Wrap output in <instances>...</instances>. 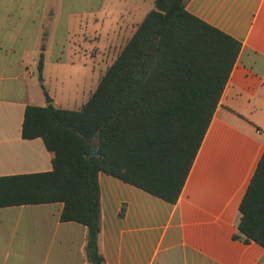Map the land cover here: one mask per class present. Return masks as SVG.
Listing matches in <instances>:
<instances>
[{
    "label": "crops",
    "instance_id": "0c3cea01",
    "mask_svg": "<svg viewBox=\"0 0 264 264\" xmlns=\"http://www.w3.org/2000/svg\"><path fill=\"white\" fill-rule=\"evenodd\" d=\"M47 1L0 0V176L53 169L43 138L22 134L27 105L49 104L33 81L39 55L45 67L52 54L41 36ZM186 8L239 40L241 51L176 203L99 173L106 264H264L262 245L234 237L264 152V0H186ZM63 207H1L0 264H88L87 227L62 221Z\"/></svg>",
    "mask_w": 264,
    "mask_h": 264
},
{
    "label": "trees",
    "instance_id": "16d2710c",
    "mask_svg": "<svg viewBox=\"0 0 264 264\" xmlns=\"http://www.w3.org/2000/svg\"><path fill=\"white\" fill-rule=\"evenodd\" d=\"M240 51L186 0H155L81 109L27 105L23 137L43 138L53 169L0 176V208L63 202L61 220L87 227L88 264H106L99 173L176 203ZM239 210L234 237L264 247V152Z\"/></svg>",
    "mask_w": 264,
    "mask_h": 264
},
{
    "label": "rangeland",
    "instance_id": "374dc122",
    "mask_svg": "<svg viewBox=\"0 0 264 264\" xmlns=\"http://www.w3.org/2000/svg\"><path fill=\"white\" fill-rule=\"evenodd\" d=\"M154 4V0H48L41 36L52 54L41 71L34 65V86L46 100L55 95L64 108L80 109ZM60 56L66 63H50Z\"/></svg>",
    "mask_w": 264,
    "mask_h": 264
},
{
    "label": "water",
    "instance_id": "95a60500",
    "mask_svg": "<svg viewBox=\"0 0 264 264\" xmlns=\"http://www.w3.org/2000/svg\"><path fill=\"white\" fill-rule=\"evenodd\" d=\"M47 101H48V103H51V102H53V98L48 97ZM98 151H99L98 145L95 144V145H94V148H93V150H92V152H91V154H92V155H97V154H98Z\"/></svg>",
    "mask_w": 264,
    "mask_h": 264
}]
</instances>
